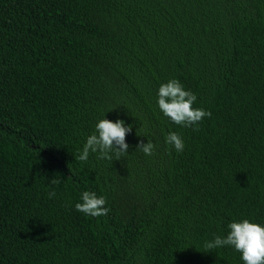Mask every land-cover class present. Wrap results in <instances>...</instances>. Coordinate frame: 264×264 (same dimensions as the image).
Masks as SVG:
<instances>
[{
    "label": "trees",
    "instance_id": "16d2710c",
    "mask_svg": "<svg viewBox=\"0 0 264 264\" xmlns=\"http://www.w3.org/2000/svg\"><path fill=\"white\" fill-rule=\"evenodd\" d=\"M171 79L211 117H165ZM103 118L128 154L79 161ZM244 219L264 226V0H0V264H243L204 244Z\"/></svg>",
    "mask_w": 264,
    "mask_h": 264
},
{
    "label": "clouds",
    "instance_id": "9594fccd",
    "mask_svg": "<svg viewBox=\"0 0 264 264\" xmlns=\"http://www.w3.org/2000/svg\"><path fill=\"white\" fill-rule=\"evenodd\" d=\"M197 96L189 90H185L183 84L177 79H171L162 83L158 90L157 104L160 111L173 124L181 127L197 126L206 117H211V112L194 108ZM132 131V125H125L124 120L117 119L115 122L108 119H101L95 125V131L89 135L83 149L76 157L81 162H87L90 153H99L101 159L109 161L120 160L128 154L129 145L126 143V136ZM165 143L171 145L175 151L182 152L185 144L181 136L176 132H169ZM156 145L148 139L147 143L140 141L136 149L144 155L155 154ZM61 181L52 179V184H59ZM55 191L49 192V198H54ZM81 201L75 204V209L86 216H106L110 209L106 207L107 201L104 196H97L95 192L84 191ZM229 232L226 237L215 236L211 241L204 244L207 252L222 248L232 247L241 253L243 264H264V226L252 223L247 219L240 222L228 224Z\"/></svg>",
    "mask_w": 264,
    "mask_h": 264
}]
</instances>
